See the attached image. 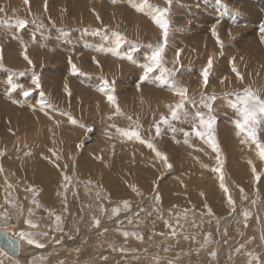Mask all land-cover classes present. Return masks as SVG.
Listing matches in <instances>:
<instances>
[{"label": "rangeland", "instance_id": "1", "mask_svg": "<svg viewBox=\"0 0 264 264\" xmlns=\"http://www.w3.org/2000/svg\"><path fill=\"white\" fill-rule=\"evenodd\" d=\"M34 1L38 0H28V3H25V0H0V9H3V11H0V20L14 21L16 18H22L29 21L23 30L0 26V57H2L3 64V67L0 68V97L3 98L4 103H8V105L10 103V107L0 104L4 105V107L0 106V113H2L0 115V167L3 168L1 180L5 184L1 189V194L4 197L1 198L2 196H0V221L3 220L5 210L11 216L6 224L0 223V228L9 229V226H15V229H9V231L11 230L9 236L14 239L17 231L43 233L41 227L48 226L47 231H45L48 236L38 237L45 244L44 248H38L24 242V245H26L24 249L27 247L30 251L32 250L27 253L28 257L30 255L32 264L35 261H38L36 263L38 264L40 260L45 258L49 260L50 264H62L66 259L70 261L68 257V249L70 248H75L74 251H77V254L73 253L74 264H104L102 261L105 260L99 257L94 260L90 256L88 259L82 258L81 261L80 254H78L82 248L81 244L89 238V236L85 239L80 238L79 234L83 232L80 229L81 225L84 228L86 220L88 223H94V217L101 218L100 226L95 227L102 239L98 241L109 243L106 248L102 245V249L108 251L111 249L107 255L112 258L116 255L124 257L126 254L127 256L130 254L132 256L129 257L131 258H145V260H150L152 264L159 262L161 264H187L192 260H195V264H246L247 256L245 252L253 251L258 253L261 260L264 261V240L261 239V233L264 232V160H261L257 155L254 144L251 146L242 144L241 137L236 135L233 124L234 111L226 106L222 98L214 103V114L217 117L215 137L219 145L222 165L217 163V153L212 147L194 134L187 137L188 142L186 143L183 132L173 133L162 125L161 135L155 136L154 123L159 120L161 115H170L168 106L176 103L179 97L170 91L167 85H161L155 79L156 74H153V79L146 81L141 79L143 70L139 65L144 62V56L150 52L148 46L163 43L162 30L154 23L152 18L133 7L136 0H99L100 7L95 3L96 0H92L89 3L90 5L87 4L83 11L78 12L74 8V4L75 1L81 2L82 0H65L66 4L62 5L65 7H60V9H52L48 3L49 1L42 4L43 7H38ZM68 1L74 2L71 3V7H69ZM175 1L182 2L183 5ZM252 1L248 0L249 3L253 4L251 6V3L248 4L247 0H172L171 5L167 4V0H150V3L154 5L170 8L168 14L170 30L165 48V61L168 67H173L177 60V52L180 53L178 59L179 65H182V67L176 74V78L188 89L189 96L196 100H199L201 94L211 95L215 93L218 97H222L224 93L241 90L248 86L259 89L261 94L264 95V36L262 32H259L260 29L264 28V0ZM88 7L89 10L93 9L91 14L87 11ZM200 9L203 11H199ZM97 16H99V19H97ZM142 16L143 18H141ZM205 17L209 19L206 20ZM257 18H261L262 21L257 20ZM45 19L48 21L46 22ZM251 19L252 21H250ZM32 20H35L36 23H31ZM209 20L211 21L209 22ZM40 22H43L45 28L37 26ZM202 27L206 28L200 29ZM241 27L247 29L242 30ZM213 28H215V35L213 34ZM183 29L190 30V34H179L178 31ZM255 30L258 31L256 33L260 34H256ZM114 32H120L126 37V42L120 49L121 54L129 52L133 45H139L137 51L132 53L133 60L120 58L107 51L113 45ZM208 32L211 33L212 38H209L210 33ZM199 35L200 37L204 36L200 38ZM217 35L220 38L219 41L223 40V47L218 42ZM252 35H255V37L253 36L255 40L252 37L254 41L249 38ZM256 35H258L257 38ZM33 37H35V40H33ZM207 37L208 39H205ZM213 37L214 39L216 37L217 40H214ZM258 37L261 40H258ZM186 38L188 41L185 40ZM198 38L200 40H197ZM201 39H204V42ZM256 40L259 41V44ZM215 41L217 44H215ZM25 45H27V56L30 60L32 59V64H29L28 60L24 58ZM261 46L263 47L261 48ZM69 57L71 63L75 64L80 72L73 73ZM209 58L212 59V67L209 69L208 85L205 86L202 72L207 67ZM100 63L102 64L100 65ZM233 67L236 71H233ZM236 72H239L243 79H240ZM54 73L57 76H53ZM34 74L39 76L40 88H36L32 83ZM61 74H66L65 78ZM76 76H81L79 78L83 79L80 80ZM50 77L54 79L57 77L58 82H62L64 85L56 86L53 83L50 84L49 88H45L46 80L49 83L54 80L53 78L49 79ZM101 77L107 79L114 89L112 94L115 96L123 115L114 116L115 106L109 102L105 92L98 91L97 86L101 84ZM10 78L11 81L21 85V87L12 91ZM82 81L85 82L84 86H80ZM51 86H53V89ZM82 88L85 90H82ZM24 91H29L30 94L24 96ZM41 92L55 106L54 108L41 110ZM6 94L7 96L4 97ZM78 95L79 98H77ZM36 97L37 102L35 101ZM11 102H15V105H11ZM18 104L22 105L19 106ZM1 108L8 112H4ZM188 108L190 112L193 111L190 106ZM202 111L207 110L202 109ZM63 113H69L78 123L72 124L69 116ZM128 117L132 119L129 120ZM149 120H151L150 123ZM13 121L20 123L15 124L16 127L14 128ZM134 122H138L141 126V135L144 139L146 141L150 140L155 145L156 150L167 156V163L172 165L171 168L167 167L163 160L162 163L160 157L159 159L157 155H153L156 154V151L149 148L147 143L134 139L128 140L118 135L117 128H130L134 126ZM173 123L178 129L182 128L189 132L192 130V125L189 123ZM38 136L44 140L50 139L48 141L51 142V145L55 144L62 148L63 156L70 154L71 159L69 161H73V164H71L72 169L67 167L65 171L60 173L62 182L57 184L51 182V192L53 193L57 186L59 187L58 190L62 188V185H64V188V176H71L73 182L68 186H74L76 189L73 187V191L79 192L82 189L80 192L85 190L89 192V196L95 195L96 199L93 202L92 209L82 210L83 205L86 207L91 205V197L85 201L83 197L80 198L77 193L73 192L70 197L65 189L64 192L61 191L55 197L57 201L59 200L57 197L60 198L62 203L60 209L63 213H56L55 211V213L51 212L53 215H50V213L43 215L39 205L31 206L26 202L29 205L27 208L28 205L24 204V200H27V198L25 193L20 194L21 191L25 192L27 189L31 190L38 186H32V181L29 179L32 175L18 174L17 170L25 164H31L29 158L33 159L35 157L34 159L39 164L43 157L39 158L37 155L26 156V153H23L24 149L32 150L34 145L26 146L22 139ZM259 137L261 141H264V130L259 133ZM48 146H43L44 150ZM35 148H39V146L35 145ZM72 156L74 157L72 158ZM156 158L157 162L159 161L158 167L155 164ZM122 161L129 168L135 169L139 166L144 170H150L151 173L153 172L152 174H157L154 179L146 174V177H140V180L136 178L132 182L134 188L141 193L140 195L133 190V185L128 187V180L123 181L120 171L111 169V167H114L113 165L116 166ZM249 161L252 163L250 164ZM179 164H183L182 168ZM253 165H255L261 176L259 181L255 179L252 172ZM221 166L228 189L227 192L221 187L220 173L213 171V169ZM81 168L98 171L103 176L107 172L109 178L112 177L110 180L111 187L104 183L101 184L100 181L95 179L89 183L91 179L81 173ZM79 176L82 180H79ZM16 177H19V179ZM9 184L11 188L8 187ZM116 185H118L116 189L121 193L123 192L119 197L112 196L114 194L111 189L115 190ZM181 187L183 191L182 189L178 191ZM17 188L19 189L17 190ZM162 190H165L166 198ZM97 193H99V198H97ZM229 194L235 201V212L232 211V206L228 202ZM177 195L182 196V201L178 204L174 201ZM157 196H159V200L156 199ZM192 198L199 200L194 206L191 204ZM33 199L31 197L30 203L33 202ZM8 200L13 201L17 207L9 204ZM125 200L130 202V209L127 211L122 210L119 215L112 216V209L115 207L122 208V202ZM36 201L38 203V198ZM101 206L105 211H101ZM209 208L211 214L208 212ZM29 209L32 210L33 214L31 217L26 218ZM244 210L250 213L246 226L242 215ZM23 211L26 216L20 219L19 217H21ZM185 212H187L186 216L184 215ZM85 213L90 215L89 219L86 216L84 217ZM55 215L62 217L59 229L57 228ZM44 216L48 217L46 221L42 219ZM110 216L111 218H109ZM28 218H31L38 225V228L25 230L22 224H27L25 220ZM177 220L179 224L176 223ZM169 224L176 229V236L171 235L172 228L169 227ZM65 225H68L69 228L66 229V233L63 231ZM104 229H107V231L105 232ZM124 232L130 233V235L125 236ZM153 233H155L154 236L157 240H153ZM57 234L59 235L57 236ZM208 234H211L210 243L205 247H201L203 241L208 238ZM137 235L142 236V239H138ZM113 237L115 238L113 239ZM86 242H88V239ZM137 242H140L141 245ZM192 242L194 245L189 244ZM186 243L187 246H185ZM241 244L246 245V248L237 253L235 249ZM53 245L56 246L53 247ZM121 248L124 251H120ZM3 251L0 249V261H2L1 258L6 259L8 257L5 250ZM56 251L58 252L56 253ZM213 251L217 253L215 257L210 254ZM102 253L101 257L104 255ZM24 254L26 253L23 252L22 257ZM47 256L51 257L48 258ZM38 257H42V259L39 260ZM52 257L55 258L56 262ZM12 258L16 261L15 256ZM47 261L45 264L48 263ZM52 261L53 263H51Z\"/></svg>", "mask_w": 264, "mask_h": 264}, {"label": "snow or ice", "instance_id": "2", "mask_svg": "<svg viewBox=\"0 0 264 264\" xmlns=\"http://www.w3.org/2000/svg\"><path fill=\"white\" fill-rule=\"evenodd\" d=\"M25 3H28V0H25ZM172 0H167V4L171 5ZM133 7L142 13H145L146 15L150 16L154 23L162 30L163 33V43H160L158 45H149L150 52L144 56V62L141 63L139 66L143 70V75L141 77L142 80L146 81L149 79H153V74L155 75V79L161 84V85H167L169 90L174 92L176 96L179 97V100L168 106L170 115H161L159 120L154 123L155 128V136H160L163 129L162 125L166 126L168 130H170L173 133H176L177 131H181L184 133V136L186 137L185 142L187 143V137L194 134L195 136L199 137L201 140H204L206 143H208L212 149L217 153L216 160L218 164L222 165V160L220 156V149L219 145L216 141L215 137V125L217 122V117L214 114V103L218 99H223L226 103V106L232 109L235 113V119L233 120V124L236 129V135L238 137H241V143L246 144L248 146H251L252 144L255 145L257 155L261 160H264V141H261L259 137V133L264 130V95L261 94L259 89H254L251 86L245 87L241 90H234L232 92L224 93L222 97H218L215 93L211 95L207 94H201L199 97V100H196L195 98L189 96L188 89L184 87L176 78V74L180 71V68L182 65H179V55L180 53L177 52V60L173 64V67H168L167 62L165 61V48L167 46L168 42V35L170 30V21L168 19V14L170 12L169 7H160L158 5H154L150 3V0H136V2L133 4ZM0 11H3V9H0ZM99 19V16H97ZM29 21L27 19L22 18H16L14 21L4 19L0 20V26L6 27V28H16L17 30H23L27 25ZM31 23L35 24L36 21L32 20ZM39 28H44L45 25L43 22H40L37 25ZM99 31V30H97ZM213 34L215 35V28H213ZM115 39L113 41L112 47L108 48L107 51L112 52L114 55L120 57V58H127L128 60H133L132 53L136 52L139 45H133L131 50L129 52L121 54L120 49L122 45L126 42V37L121 34L120 32H114L113 33ZM18 38V37H17ZM33 40H35V37H33ZM221 47H223V42L219 41ZM102 51L104 49H101ZM24 58L28 60L29 64H32V61L27 56V45H25V55ZM69 62L71 63V58H69ZM99 63L98 61H96ZM3 67L2 64V57H0V68ZM212 67V59L209 58L208 65L203 69L202 76H203V83L205 86L208 85V77H209V69ZM13 71V70H9ZM72 71L73 73L80 72V69L77 68L75 64H72ZM233 71H236L235 67L233 68ZM237 76L240 79H243V77L240 75L239 72H236ZM32 83L36 86V88H40V80L39 76L34 74V79ZM10 84H11V90L15 91L17 88L21 87V85L11 81L10 78ZM98 91L105 92L107 94V98L110 103H112L115 106V112L114 116H120L123 115L121 112V109L116 102L115 96L112 94L114 92V89L112 88L109 81L103 77H101V84L98 87ZM30 94L29 91H24L23 95L28 96ZM71 93L69 92V95ZM188 106L191 107L193 111H189ZM55 106L51 104L50 101L47 100V98L44 96L43 92H41V99H40V108L41 110H44L45 108H54ZM202 109H206L207 111H202ZM64 115H68L69 119L72 124L78 123V121L75 118H72L69 113H63ZM129 120H131V117H128ZM173 122H181V123H189L192 125L191 132L185 131L184 129L180 128L178 129ZM115 127V125H113ZM91 131V129H89ZM119 136L128 139V140H139L141 142L147 143V146L154 151H156V155L161 157V159L166 163V166L171 168L172 165L167 163V156L159 152L155 149V145L150 140H145L144 137L141 135V126L138 122H134V126L130 128H117L116 129ZM59 159V157H57ZM251 164L252 162L249 161ZM59 167V165H56ZM3 171V168L0 167V172ZM213 171L220 173V184L221 187L227 192V186L225 184L224 180V174L221 167H217L213 169ZM252 172L255 176V179L257 181L260 180L261 176L257 172V169L255 165L252 166ZM65 181V188L67 189L68 185L72 184L73 177L65 175L64 176ZM89 183H91L89 181ZM9 188H11V185H8ZM133 190L137 191V194L140 195L138 190H136L133 186ZM31 191H35V189H31ZM97 198H99V193H97ZM157 200H159V196L156 197ZM9 204H11L13 207H17V205L11 201H7ZM228 202L232 206V211L235 212V201L232 199L231 195L228 196ZM255 203V201H253ZM33 204H37L36 199H33ZM123 207H115L112 209L111 215L117 216L119 213L123 211H127L130 209L131 205L130 202L125 200L122 202ZM101 211H105L103 207L101 206ZM209 214H211V209H208ZM32 210L29 209L28 216H32ZM50 215H53V213L50 212ZM184 215H187V212L184 213ZM244 220H245V226L247 222V218L250 215L249 211L244 210L242 213ZM111 218V216L109 217ZM11 219V216L9 215L8 211L5 210L3 213V220L0 221V223H7V220ZM94 219V226L99 227L100 226V219L93 218ZM55 220L57 222V228L59 229L60 222L62 220V217L60 215H55ZM131 222V221H129ZM25 223H27L32 229H36L38 225L31 219L28 218L25 220ZM179 224V221L176 222ZM169 227L172 228L171 224H169ZM106 232L107 229H104ZM125 236L130 235L128 232L123 233ZM17 239L20 241H25L29 245H35L38 248H44L45 244L38 239V237H47V232H38V231H20L15 234ZM171 235L176 236L177 232L175 228H172ZM138 239H142V236L137 235ZM261 239L264 240V232L261 233ZM211 241V234H208V238L203 241V244L201 247L207 246L208 243ZM9 244H13V241L9 239ZM59 243V241H57ZM246 245L241 244L235 251L239 253L242 249H245ZM120 251H124L123 248L120 249ZM213 257L217 255L216 252L210 253ZM245 255L247 256L246 264H264V261L261 260V257L258 253H255L253 251H246ZM35 264V262H34Z\"/></svg>", "mask_w": 264, "mask_h": 264}, {"label": "bare ground", "instance_id": "3", "mask_svg": "<svg viewBox=\"0 0 264 264\" xmlns=\"http://www.w3.org/2000/svg\"><path fill=\"white\" fill-rule=\"evenodd\" d=\"M33 1V0H32ZM49 1V2H48ZM83 1V2H82ZM81 2L80 1H75V4H74V8L75 9H77V12L78 11H83L84 10V8L86 7V5L88 4V5H90L89 3H91L92 2V0H82ZM117 1V0H116ZM179 1V0H178ZM191 1V0H190ZM214 1V0H213ZM250 1H252V0H250ZM257 1V0H256ZM255 1V2H256ZM35 2V4H36V6H38V7H43V5L42 4H44L45 2H48L49 4H50V7H52V9H57V8H59L60 9V7H62V8H64L65 6H62L63 4H66V1L65 0H38V1H34ZM103 2V1H102ZM110 2V1H109ZM132 2V1H131ZM176 2V1H175ZM194 2V1H193ZM199 2H201V1H199ZM210 2V1H209ZM208 2V3H209ZM216 2V1H215ZM218 2V1H217ZM246 2V1H245ZM247 2H248V0H247ZM253 2V1H252ZM68 3L70 4V6L69 7H71L72 6V4L74 3H72V1H68ZM72 3V4H71ZM95 3L97 4V6L99 5V3H100V1L99 0H96L95 1ZM116 3V2H115ZM128 3V2H127ZM176 3H178V2H176ZM180 3V2H179ZM178 3V4H179ZM182 3V2H181ZM180 3V4H181ZM211 3V2H210ZM251 3V2H250ZM249 2H248V4H250ZM94 4V3H93ZM177 4V5H178ZM216 4V3H215ZM256 4H258V3H256ZM182 5H183V3H182ZM192 5V4H191ZM190 5V6H191ZM194 5V4H193ZM210 5V4H209ZM208 5V7H210ZM253 4L251 3V6H252ZM255 5V4H254ZM259 5V4H258ZM257 5V6H258ZM123 6V5H122ZM196 6V5H195ZM242 6H244V5H242ZM99 7H100V5H99ZM184 7H185V5H184ZM245 7H246V5H245ZM45 8V7H44ZM91 8V7H90ZM115 8V7H114ZM121 8V7H120ZM179 8V7H178ZM183 8V7H182ZM198 8V7H197ZM200 8V7H199ZM110 9V8H109ZM113 9V8H112ZM184 9H186V8H184ZM187 9H188V7H187ZM186 9V10H187ZM194 9V8H193ZM192 9V10H193ZM212 9V8H211ZM40 10H42V9H40ZM47 10V9H46ZM179 10V9H178ZM180 10H181V8H180ZM179 10V11H180ZM189 10V9H188ZM191 10V9H190ZM198 10V9H197ZM248 10V9H247ZM257 10V9H256ZM264 10V9H263ZM37 11V10H36ZM35 11V12H36ZM43 11H44V9H43ZM58 11V10H57ZM56 11V12H57ZM87 11H88V13L89 14H91L92 12H93V9L91 8L90 10H89V7L87 8ZM114 11V10H113ZM199 11H203L202 9H200ZM210 11V10H209ZM231 11V10H230ZM38 12V11H37ZM52 12H53V10H52ZM182 12V11H181ZM187 12V11H186ZM51 13V12H50ZM134 13V12H133ZM132 13V14H133ZM183 13H185V12H183ZM193 13V12H192ZM203 13V12H202ZM233 13V12H232ZM243 13V12H242ZM251 13V12H250ZM119 14V13H118ZM131 14V13H130ZM186 14H188V13H186ZM190 14V13H189ZM194 14V13H193ZM96 15V14H95ZM135 16V15H134ZM184 16V15H183ZM192 16V15H191ZM190 16V17H191ZM200 16V15H199ZM244 16V15H243ZM249 16V15H248ZM260 16H261V14H260ZM189 17V16H188ZM216 17V16H215ZM241 17V16H240ZM245 17V16H244ZM246 17H247V15H246ZM53 18V17H52ZM72 18V17H71ZM141 18H143V16L141 17ZM182 18V17H181ZM205 18H207L206 20H208L209 18L208 17H205ZM243 18V17H242ZM249 18H250V16H249ZM55 19V18H54ZM98 19V18H97ZM149 19H151V18H149ZM186 19V18H185ZM192 20L194 19L193 17L191 18ZM258 19H260L261 20V18H257V20ZM46 20V19H45ZM96 20V19H95ZM184 20V19H183ZM182 20V21H183ZM187 20V19H186ZM188 20H189V18H188ZM240 20V19H239ZM244 20H246V19H244ZM256 20V19H255ZM259 20V21H260ZM48 20H46V22H47ZM50 21V20H49ZM191 21V20H190ZM189 21V22H190ZM200 21H201V19H200ZM211 20H209V22H210ZM248 21H249V19H248ZM250 21H252V19L250 20ZM262 21V20H261ZM64 22V21H63ZM187 22V21H186ZM188 22V23H189ZM205 22V21H204ZM204 22H202V23H204ZM208 22V21H207ZM206 22V23H207ZM243 22V21H242ZM59 23H62V22H59ZM66 23V22H65ZM191 23V22H190ZM257 23V22H256ZM53 24V23H52ZM78 24V23H77ZM199 24V23H198ZM66 25V24H65ZM264 25V24H263ZM68 26V25H67ZM149 27L151 26V25H148ZM193 26V25H192ZM206 26V25H205ZM243 26H245V24H243ZM247 27H248V25H246ZM154 27V26H153ZM152 27V28H153ZM185 27V26H184ZM45 28V27H44ZM70 28V27H69ZM155 28V27H154ZM156 28H157V26H156ZM186 28V27H185ZM206 28V27H205ZM205 28H200V29H205ZM237 28V27H236ZM246 28V27H245ZM244 28V29H245ZM241 29L242 30H244L242 27H241ZM241 29H239V30H241ZM247 29V28H246ZM251 29V28H250ZM4 30V29H3ZM70 30V29H69ZM1 31V30H0ZM68 31V30H67ZM73 31V30H72ZM157 31V30H156ZM189 31L190 30H185V29H183L182 31H178V33L179 34H190L189 33ZM204 31V30H203ZM234 31H235V29H234ZM250 31V30H249ZM255 33L256 32H258V31H254ZM259 32L261 33H263V36H264V28H262V29H260L259 30ZM208 33H210V32H208ZM249 33V32H248ZM247 33V34H248ZM255 33H253V34H255ZM260 33H256V34H260ZM6 34V33H5ZM63 34V33H62ZM77 34V33H76ZM83 34V33H82ZM178 34V35H179ZM252 34V33H251ZM48 35V34H47ZM205 35V34H204ZM203 35V36H204ZM208 35V34H207ZM210 36H209V38H212L211 37V33L209 34ZM233 35V34H232ZM246 35V34H245ZM258 35H256V38H257V36ZM176 36H177V34H176ZM203 36H201V37H203ZM218 36V35H217ZM255 37V35H252L251 37H249L250 39L252 38V37ZM45 37V36H44ZM189 37V36H188ZM199 37H200V35H199ZM200 37V38H201ZM253 37V38H254ZM260 37V36H259ZM258 37V40H261L260 38ZM64 38V37H63ZM175 38V37H174ZM177 38V37H176ZM185 38V37H184ZM196 38H197V36H196ZM200 38H198L197 40H200ZM230 38V37H229ZM253 38H252V40H253ZM263 38V37H262ZM24 39V38H23ZM95 39V38H94ZM205 39H208V37L207 38H205ZM213 39H214V37H213ZM212 39V40H213ZM215 39H216V37H215ZM214 39V40H215ZM217 39H220L219 38V36L217 37ZM216 39V40H217ZM45 40V39H44ZM86 40V39H85ZM98 40V39H97ZM176 40V39H175ZM185 40H187L188 41V39L186 38ZM201 40H203V42H204V39H201ZM254 40H255V38H254ZM253 40V41H254ZM258 40H256V42L258 41ZM263 40V39H262ZM38 41V40H37ZM71 41V40H70ZM172 41H174V40H172ZM208 41V40H207ZM221 41H223V40H221ZM94 42V41H93ZM211 42V41H210ZM213 42V41H212ZM201 43H202V41H201ZM262 44H263V42H261ZM214 44V43H213ZM215 44H217L216 43V41H215ZM257 44H259V41L257 42ZM32 45V44H31ZM81 45V44H80ZM202 45H203V43H202ZM202 45H201V48L203 49V47H202ZM261 45V44H260ZM30 46V45H29ZM263 46H261V48H262ZM35 48H36V46H35ZM176 48V47H175ZM205 48V47H204ZM259 48V47H258ZM37 49V48H36ZM72 49V48H71ZM79 49V48H78ZM173 49V48H172ZM234 49V48H233ZM73 50V49H72ZM75 50V49H74ZM77 50V49H76ZM207 50V49H206ZM202 51V50H201ZM247 52V51H246ZM24 53V52H23ZM88 53V52H87ZM90 54H93V53H90ZM76 55V54H75ZM78 55V54H77ZM261 56V55H260ZM12 57V56H11ZM102 57V56H101ZM208 57V56H207ZM70 58V57H69ZM113 58V57H112ZM239 58V57H238ZM78 59V58H77ZM88 59H90V58H88ZM234 59V58H233ZM32 60V59H31ZM23 61V60H22ZM50 61V60H49ZM76 61V60H75ZM81 61H83V60H81ZM94 61H95V59H94ZM97 61V60H96ZM102 61V60H101ZM89 62V61H88ZM231 62V61H230ZM77 63V62H76ZM92 63V62H91ZM96 63V62H95ZM24 64V63H23ZM72 64V63H71ZM86 64H87V62H86ZM94 64V63H93ZM102 63H100V65H101ZM239 64V63H238ZM92 65V64H91ZM96 65V64H95ZM132 65V64H131ZM56 66V65H55ZM133 66V65H132ZM85 67V66H84ZM227 68H228V66H226ZM56 68V67H55ZM70 68V67H69ZM93 68H95V66H93ZM97 68V67H96ZM234 68V67H233ZM60 69V68H59ZM71 69V68H70ZM70 69H68V70H70ZM261 69V68H260ZM55 70V69H54ZM65 70V69H64ZM67 70V69H66ZM86 70V69H85ZM259 70V69H258ZM57 71V70H56ZM65 72V71H64ZM93 72V71H92ZM22 73V72H21ZM47 73V72H46ZM50 73V72H49ZM61 73V72H60ZM58 74V73H57ZM105 74V73H104ZM51 75V74H50ZM61 75H63V74H61ZM72 75V74H71ZM80 75H82V74H80ZM53 76H57L56 75V73H54L53 74ZM60 76V75H59ZM64 76H66V74L65 75H63V77ZM44 77V76H43ZM67 77H68V75H67ZM66 77V78H67ZM72 77V76H71ZM79 77H81V76H79ZM79 77H77L76 76V78H79ZM104 77H105V75H104ZM53 77H50L49 79H52ZM65 78V77H64ZM68 78H70V77H68ZM262 78V77H261ZM54 79V78H53ZM80 79V78H79ZM83 78H81L80 80H82ZM85 79V78H84ZM97 79V78H96ZM99 79V78H98ZM23 80V79H22ZM43 80V79H42ZM78 80V79H77ZM100 80V79H99ZM115 80V79H114ZM18 81V80H17ZM57 81V82H56ZM59 81V79L57 78V77H55V79L51 82V83H49V81L48 80H46L45 81V84H44V87L45 88H49L50 87V84H55L56 86H60V85H62L63 83L61 82H58ZM64 81V80H63ZM84 81V80H83ZM83 81H82V83H83ZM92 81H94L93 79H92ZM22 82V81H21ZM31 82V81H30ZM74 82V81H73ZM81 82V81H80ZM89 82H91V81H89ZM101 82V81H100ZM122 82V81H121ZM1 83V82H0ZM5 83V82H4ZM26 83V82H25ZM79 83V82H78ZM77 83V84H78ZM81 83V85L80 86H84V83L82 84ZM87 83V82H86ZM94 83V82H93ZM66 84V83H65ZM88 84V83H87ZM86 84V85H87ZM91 84V83H90ZM89 84V85H90ZM8 85V84H7ZM64 85V84H63ZM94 85V84H93ZM96 85V84H95ZM97 85H99V84H97ZM135 85V84H134ZM133 85V86H134ZM33 86V85H32ZM100 86V85H99ZM99 86H97V87H99ZM53 86H51V88H52ZM95 87V86H94ZM201 87V86H200ZM30 88V87H29ZM84 88V87H83ZM82 88V90H85V89H83ZM124 88V87H123ZM53 89V88H52ZM51 89V90H52ZM77 89H78V87H77ZM95 89V88H94ZM121 89V88H120ZM119 89V90H120ZM130 89V88H129ZM7 90H8V87H7ZM44 90V89H43ZM90 90V89H89ZM93 90V89H92ZM81 91V90H80ZM87 91V90H86ZM127 91V90H126ZM138 91V90H137ZM2 93H3V90L1 91ZM97 92V91H96ZM124 92V91H123ZM134 92V91H133ZM5 93V92H4ZM65 93V92H64ZM102 93V92H101ZM171 93V92H170ZM97 94V93H96ZM98 94H100V93H98ZM130 94V93H129ZM41 95V94H40ZM82 95H83V93H82ZM171 95V94H170ZM5 96H7V94L6 95H4V97ZM8 96H10V95H8ZM15 96V95H14ZM37 96V95H36ZM19 97V96H18ZM40 97V96H39ZM62 97V96H61ZM77 97V96H76ZM75 97V100L77 99V98H79V95H78V97L76 98ZM126 97H127V95H126ZM8 99V98H7ZM22 99V98H21ZM11 100V99H10ZM26 100V99H25ZM37 97L35 98V101L37 102ZM67 100V99H66ZM13 101V100H12ZM24 101V100H23ZM131 101V100H130ZM133 101V100H132ZM144 101V100H143ZM10 102V101H9ZM27 102V101H26ZM15 102H11V105H13ZM19 103H21V102H19ZM28 103H30V102H28ZM0 104H5L6 106L8 105V103H4V101H3V98L2 97H0ZM160 104V103H159ZM15 105V104H14ZM19 105V104H18ZM22 104H20L19 106H21ZM0 106H3L4 107V105H0ZM5 106V107H6ZM9 107H10V103H9V105H8ZM37 106V105H36ZM17 107V106H16ZM28 107V106H27ZM155 107V106H154ZM23 108H24V106H23ZM14 109V108H13ZM12 109V110H13ZM32 109V108H31ZM150 109V108H149ZM1 110H3L2 108H1ZM35 110V109H34ZM4 111V110H3ZM10 112H11V110H9ZM50 111H52V110H50ZM4 112H6V111H4ZM8 112V111H7ZM6 112V113H7ZM34 112V111H33ZM39 112H40V110H39ZM43 112V111H42ZM12 113V112H11ZM2 113H0V115H1ZM54 115V114H53ZM133 115V114H132ZM13 117V116H12ZM12 120H14L13 118H12ZM151 122V120H149V123ZM18 123H20V122H18V121H13V127L15 128L16 127V125L15 124H18ZM153 123V122H152ZM22 139V138H21ZM22 140H24L23 142H24V144L26 145V146H32V145H34L33 146V148H32V150H28V149H24V152L23 153H26V156H30V155H33V156H36L37 155V157H43L42 158V160H41V163L39 162V164H38V162L33 158H29L30 159V162H31V164H25V166H23L22 168L20 167L18 170H17V173L18 174H23V175H32V176H30V180L32 181V186L34 185V186H38V187H35L34 189H35V191H31V190H25V192L24 191H21V193L20 194H23V193H25V196H26V198H27V200L25 199L24 201V204L26 203V202H28V204H31V206H33L34 204H33V202L31 201V203H30V200H31V197H33V198H35V199H37L38 198V203L37 204H35L36 206H40V211L42 212V214L44 215V214H48V213H50V212H53V213H55V211H56V213H63L62 211H61V209H60V207L62 206V203H61V200H60V198H58L57 197V199H59L58 201L56 200V196H57V194L58 193H60L61 191H63L64 192V189H65V191H67V193H69V195H70V197L72 196V192L73 193H77L78 194V196L81 198V197H83L84 199H85V201H86V199H90V197L92 198V200L90 201V203H91V205L89 206H82V210H84V209H86V210H88V208H90V209H92L93 207H92V205H94L93 204V202H94V200L96 199V197H95V195H91V196H89L90 194H89V192H87V191H82V192H77V191H73V187L74 186H68L67 187V189L64 187L63 188V186L64 185H62L61 187L62 188H60V190H58L57 188H59L58 186L56 187V189L54 190V192L52 193L51 192V189H50V187H51V182H53L54 184H57V183H60V182H62L63 180L60 178V173L61 172H63V171H65L66 169H67V167H69V168H71L72 169V165L71 164H73V161L71 160V161H69L71 158V155L70 154H65L64 156H63V153H62V148H60V147H58V146H56L55 144H53V145H51V142H49L48 140H50V139H48V140H44V139H42V138H40L39 136L38 137H31V138H23ZM22 140H20V141H22ZM6 143V142H5ZM140 144V143H139ZM6 145H7V143H6ZM22 145V144H21ZM35 145H37V146H39V148H35ZM46 145H49L48 146V148H46L45 150H44V147L43 146H46ZM57 147V148H56ZM7 148V147H6ZM29 148V147H28ZM22 149V148H21ZM140 149H143V148H140ZM37 150V151H36ZM69 153H71V152H69ZM73 153V152H72ZM154 153V152H153ZM206 153V152H205ZM235 153V152H234ZM244 153V152H243ZM77 154H79V153H77ZM15 155V154H14ZM24 155V154H23ZM22 155V156H23ZM153 155H156V154H153ZM11 156H12V154H11ZM217 156V155H216ZM57 157H59V159H57ZM74 156H72V158H73ZM154 157H156V156H154ZM153 157V158H154ZM257 157V156H256ZM25 158V157H24ZM158 158H159V156H158ZM161 158V157H160ZM159 158V159H160ZM28 159V158H27ZM76 159H77V157H76ZM85 159H86V157H85ZM88 159V158H87ZM149 159V158H148ZM151 159V158H150ZM215 159V158H214ZM236 159H238V158H236ZM84 160V159H83ZM161 160V162H162V159H160ZM233 160V159H232ZM89 161H91V160H89ZM127 161V160H126ZM21 162V161H20ZM29 162V163H30ZM93 162V161H92ZM91 162V163H92ZM159 162V161H158ZM158 162H157V158H156V167H158L159 166V164H158ZM75 163V162H74ZM163 163V162H162ZM12 164V163H11ZM59 165V167H57L56 165ZM17 165V164H16ZM81 165V164H80ZM161 165V164H160ZM179 165H181V167L180 168H182V165L183 164H179ZM178 165V166H179ZM13 166V165H12ZM90 166V165H89ZM114 167H111V169L112 170H114V169H117V171H120L121 173H122V179H123V181L124 180H128V187L130 186V185H133V181L137 178V179H139L140 180V177H146V174H149L153 179L155 178V176L157 175V174H152L151 173V171L150 170H144L142 167H137V168H129L128 166H126V164H125V162H120L119 164H116V166H117V168H115L116 166L115 165H113ZM250 166V165H249ZM13 167H15V166H13ZM17 167V166H16ZM198 167V166H197ZM76 168V167H75ZM17 169V168H16ZM11 171V170H10ZM80 171H81V173L85 176V177H87V178H90L91 180H90V182H93L94 181V179L95 180H98V181H100L99 183H104V184H106V185H108V186H110L111 187V182H110V180H111V178H109V176H108V173L106 174L105 173V176H103V175H101L98 171H92V170H90V169H85V168H81L80 169ZM30 172H31V174H30ZM151 173V174H150ZM63 174V173H62ZM251 174H252V172H251ZM220 175V174H219ZM253 175V174H252ZM3 176V175H2ZM14 177V176H13ZM24 177V176H23ZM29 177V176H28ZM27 177V178H28ZM85 177H83V178H85ZM182 177V176H181ZM17 178V177H16ZM25 178V177H24ZM79 178V180H82V178H80V176L78 177ZM183 178V177H182ZM17 179H19V177L17 178ZM119 179V178H118ZM25 180H26V178H25ZM120 181H121V179H120ZM115 183V182H114ZM142 183V182H141ZM137 184H138V180H137ZM3 185H5L3 182H2V180H1V172H0V196H2L3 194H1V189H2V187H3ZM92 185V184H91ZM96 185V184H95ZM94 185V186H95ZM100 185V184H99ZM121 185V184H120ZM119 185V186H120ZM141 185V184H140ZM16 186V185H15ZM31 186V187H32ZM93 186V185H92ZM117 186L118 185H116V187H115V190H112L111 189V191H112V193L114 194V195H112V196H121L122 195V193H121V191H119L118 189H116L117 188ZM123 186V185H122ZM121 186V188H123ZM134 186V185H133ZM170 186V185H169ZM172 187V186H171ZM170 187V188H171ZM29 188V187H28ZM75 188V187H74ZM113 188V187H112ZM146 188V187H145ZM19 188H17V190H18ZM76 189V188H75ZM87 189H89V188H87ZM86 189V190H87ZM124 190H126L125 188H123ZM147 189V188H146ZM182 189V191H183V188L181 187V188H179L178 189V191H180ZM91 190V189H90ZM93 191V190H92ZM97 191V190H96ZM141 191V190H140ZM149 191V190H148ZM94 192V191H93ZM129 192V191H128ZM137 192V191H136ZM162 193L164 194V197L166 198V193H165V190H162ZM126 194H128V193H126ZM179 194V193H178ZM17 195V194H16ZM60 195V194H59ZM168 195V194H167ZM89 196V197H88ZM203 196V195H202ZM201 196V197H202ZM205 196V195H204ZM4 196H2L1 198H3ZM24 197V196H23ZM22 197V198H23ZM123 197V196H122ZM127 197V196H126ZM129 197H131V195H129ZM196 197V196H195ZM172 199H173V197H171ZM62 200H64V199H62ZM100 200V199H99ZM105 200V199H104ZM121 200V199H120ZM189 200V199H188ZM69 201H70V198H69ZM118 201V200H117ZM174 201H175V203H181V201H182V196H179V195H177V196H175V199H174ZM199 201V200H198ZM198 201L195 199V198H192V205L194 206L195 205V203H198ZM105 202V201H104ZM136 202V201H135ZM86 203V202H85ZM99 203V202H98ZM241 203V202H240ZM27 204V203H26ZM27 204V205H28ZM71 204H72V202H71ZM106 204V203H105ZM214 204H216V203H214ZM244 205V204H243ZM97 206V205H96ZM29 207V205L27 206V208ZM26 211V210H25ZM92 211V210H91ZM94 211V210H93ZM95 212H97V211H95ZM240 212V211H239ZM242 212V211H241ZM14 213V212H13ZM27 213H28V211H27ZM91 213V212H90ZM22 215H21V217H19L20 219H22V218H25V216H26V214L24 213V211H23V213H21ZM87 213H85V215H84V217L86 216V218H88L90 215L88 214V215H86ZM201 215V214H200ZM210 216V215H209ZM234 216V215H233ZM28 217V215L26 216V218ZM91 217H92V215H91ZM203 217V216H202ZM66 218V217H65ZM82 218V217H81ZM189 218V217H188ZM213 218V217H212ZM16 219V218H15ZM20 219H19V221H20ZM42 219L43 220H47L48 219V217H42ZM89 219V218H88ZM101 219V218H100ZM91 220V219H90ZM18 221V220H17ZM101 221V220H100ZM113 221V220H112ZM227 221V220H226ZM50 222V221H49ZM107 222V221H106ZM46 224V223H45ZM80 224V223H79ZM114 224H115V222H114ZM224 224V223H223ZM105 225V224H104ZM109 225V224H108ZM111 225V224H110ZM22 226L23 227H25V230H27L28 228H31L28 224H22ZM41 226H42V223H41ZM15 227V226H14ZM13 226L12 227H8L9 229H11V228H14ZM20 227V226H19ZM48 227V226H47ZM46 226L45 227H41V230H43L44 232L45 231H47V228ZM96 226H94V223H88L87 222V220H86V224H85V229L83 228V225H81V228L80 229H82L83 230V232L81 233V234H79L80 235V238L82 237V238H86L87 236H89V238H87L88 239V242H86V240H85V242H83L82 244H81V251H80V253H78V254H80V260L82 261V258H84V259H88L90 256V258L91 259H94V260H96V259H98V257L100 258V259H103V260H105V261H102V262H104V264H152L151 263V261L150 260H145V258L144 259H135V258H131V257H129V256H132V255H128L127 256V254L124 256V257H122V256H120V255H116V257H114V258H112L110 255V257L107 255V253H110V250L108 251V250H106V249H102V247L103 246H105V248L106 247H108L109 246V243L108 242H105V243H102L101 242V237H100V235H98V231L96 230V228H95ZM38 228V227H37ZM47 228V229H46ZM9 229H7V228H0V232H2V231H4V232H6L7 234H9V235H11L10 233V231H9ZM15 229V228H14ZM32 229V228H31ZM66 229H69L68 228V225L66 226L65 225V228H63V231L66 233L67 231H66ZM77 229V228H76ZM34 230V229H33ZM38 230V229H37ZM72 230V229H71ZM84 230H85V232H84ZM100 230V229H99ZM73 231V230H72ZM87 232H88V234H87ZM111 232H113V231H111ZM155 232V231H154ZM249 232V231H248ZM17 233H18V231H17ZM55 234V233H54ZM114 234V233H113ZM154 234L155 233H153V236H154ZM224 234V233H223ZM59 234H57V236H58ZM62 235V234H61ZM64 235H66V234H64ZM68 235V234H67ZM115 235V234H114ZM243 235V234H242ZM257 235V234H256ZM116 236H119V235H116ZM121 236V235H120ZM145 236V235H144ZM12 237V236H11ZM104 237V236H103ZM149 237V236H148ZM147 237V238H148ZM151 237V236H150ZM16 238V239H15ZM63 238V237H62ZM107 238H109V237H107ZM115 237H113V239H114ZM124 238V237H123ZM147 238H146V240H147ZM152 238V237H151ZM255 238V237H254ZM14 239H15V241L17 242L16 244H17V254L16 255H10V253H8L7 251H5L6 252V254H8L7 256L8 257H6V259L5 258H1V260L2 261H0V264H32L31 263V261H30V255H29V257H28V252L30 253L31 251H30V249L29 248H27L26 247V249H24V247L26 246V245H24V242L25 241H20V240H18L17 239V237H16V235H14ZM99 239H101L100 241H98ZM121 239V238H120ZM133 239V238H132ZM51 240V239H50ZM63 240V239H62ZM104 240V239H103ZM153 240H157L156 238H155V236L153 237ZM47 241V240H46ZM70 241V240H69ZM76 241V240H75ZM108 241V240H107ZM128 241H130V240H128ZM140 241V240H139ZM142 241V240H141ZM77 242V241H76ZM89 242H91V243H89ZM122 242V241H121ZM120 242V243H121ZM135 242H136V239H135ZM143 242V241H142ZM141 242V243H142ZM148 242V241H147ZM69 243V242H68ZM71 243V242H70ZM69 243V244H70ZM73 243H74V241H73ZM78 243H79V241H78ZM134 243V242H133ZM138 243V242H137ZM140 243V242H139ZM138 243V244H139ZM146 243V242H145ZM144 243V244H145ZM152 243H153V241H152ZM65 244V243H64ZM148 244V243H147ZM190 245H194V243L192 242V243H189ZM48 245V244H47ZM103 245V246H102ZM122 245H124V244H122ZM139 245H141V244H139ZM138 245V246H139ZM54 246H56V245H53V247ZM72 246H76V245H72ZM134 246V245H133ZM136 246H137V244H136ZM147 246V245H146ZM185 246H187V243L185 244ZM52 247V248H53ZM68 247V246H67ZM70 247V246H69ZM139 247H141V246H139ZM33 248V247H32ZM31 248V249H32ZM84 248V249H83ZM146 248V247H145ZM0 249H2V252H4L3 250V248H1V246H0ZM142 249H143V247H142ZM149 249V248H148ZM63 250H67V249H63ZM75 250V248L73 249V248H70V249H68V252H69V258H70V261L68 260V259H66L65 260V262H63V263H69V264H74V251ZM136 250V249H135ZM34 251V250H33ZM72 251V252H71ZM113 251V250H112ZM2 252H1V255H2ZM23 252H25L26 254H24V256L22 257V253ZM58 251H56V253H57ZM103 252V253H102ZM136 252V251H135ZM138 252V251H137ZM145 252V251H144ZM76 254H77V251L75 252ZM101 253L102 254H104V255H102V257H101ZM146 253V252H145ZM32 254V253H31ZM75 254V257L77 256ZM111 254H112V252H111ZM115 254V253H114ZM138 254H141V253H138ZM49 255V254H48ZM55 255V254H54ZM63 256H65L64 254H62ZM124 255V254H123ZM3 256H4V254H3ZM16 257V261H15V259H13L12 257ZM38 256H40L39 254H38ZM120 256V257H119ZM48 257V256H47ZM49 257H51V256H49ZM48 257V258H49ZM206 257V256H205ZM39 258V260H40V258L42 259V257H38ZM44 258V257H43ZM120 258V259H119ZM52 259H53V257H52ZM55 259V258H54ZM53 259V260H54ZM263 259V258H262ZM18 260H21V261H18ZM48 259L47 258H45V259H43V260H40V262L38 263V264H45V262L47 261ZM264 260V259H263ZM55 262H56V260H54ZM69 261V262H68ZM108 261V262H107ZM194 261L195 260H192V261H189V263H187V264H195L194 263ZM38 261H35V264L37 263ZM48 263L47 264H50V262H49V260L47 261ZM59 262V261H58ZM76 262V261H75ZM84 262V261H83ZM86 262H88V261H86ZM90 262H92V261H90ZM187 262V261H186ZM51 263H53V261L51 262ZM62 263V264H63ZM57 264V263H56ZM60 264V263H59ZM85 264V263H84ZM91 264V263H90ZM97 264V263H96ZM156 264H161L160 262L159 263H156ZM164 264H168V263H164Z\"/></svg>", "mask_w": 264, "mask_h": 264}, {"label": "water", "instance_id": "4", "mask_svg": "<svg viewBox=\"0 0 264 264\" xmlns=\"http://www.w3.org/2000/svg\"><path fill=\"white\" fill-rule=\"evenodd\" d=\"M9 239L13 241V244H9ZM17 242L12 239L9 234L6 232L2 231L0 232V246L3 248L5 251L10 253L11 255H16L17 254Z\"/></svg>", "mask_w": 264, "mask_h": 264}]
</instances>
